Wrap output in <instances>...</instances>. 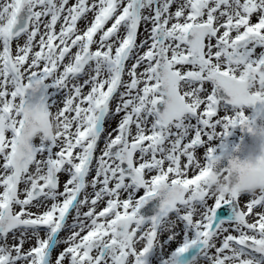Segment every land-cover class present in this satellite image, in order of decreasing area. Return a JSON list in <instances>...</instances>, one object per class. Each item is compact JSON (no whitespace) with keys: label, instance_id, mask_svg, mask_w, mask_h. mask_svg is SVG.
I'll return each instance as SVG.
<instances>
[{"label":"snow or ice","instance_id":"1","mask_svg":"<svg viewBox=\"0 0 264 264\" xmlns=\"http://www.w3.org/2000/svg\"><path fill=\"white\" fill-rule=\"evenodd\" d=\"M250 83L264 0H0V264H264V193L205 183Z\"/></svg>","mask_w":264,"mask_h":264},{"label":"clouds","instance_id":"2","mask_svg":"<svg viewBox=\"0 0 264 264\" xmlns=\"http://www.w3.org/2000/svg\"><path fill=\"white\" fill-rule=\"evenodd\" d=\"M246 92L249 96L259 93V99L246 107L242 129L247 139L226 143L222 151L215 152L218 159L205 180L213 195L226 197L233 191L252 196L264 193V88L250 83ZM26 112L21 131L26 142L52 141L62 132L61 122L43 105H30Z\"/></svg>","mask_w":264,"mask_h":264},{"label":"rangeland","instance_id":"3","mask_svg":"<svg viewBox=\"0 0 264 264\" xmlns=\"http://www.w3.org/2000/svg\"><path fill=\"white\" fill-rule=\"evenodd\" d=\"M85 91H87V89H85ZM114 106V105H113ZM221 115H222V113H221ZM116 125V121H112V126L114 127ZM222 136V135H221ZM213 147L215 148V150L216 151H218V148H219V139H217V140H215L214 142H213ZM63 179V178H62ZM105 205L104 204H101L100 205V208L98 209V211L99 210H102L103 209V207H104ZM85 210H87V209H85ZM163 239V238H162ZM171 247L172 248H174V247H176V245L173 243L172 245H171ZM171 251V249H165V252H170ZM163 258V257H162ZM152 259H155V257H152ZM157 264H160V262L159 261H157ZM201 264H203V262H201Z\"/></svg>","mask_w":264,"mask_h":264}]
</instances>
